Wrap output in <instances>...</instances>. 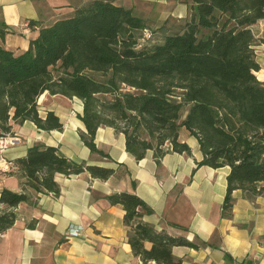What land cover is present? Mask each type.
Masks as SVG:
<instances>
[{
    "label": "trees",
    "instance_id": "16d2710c",
    "mask_svg": "<svg viewBox=\"0 0 264 264\" xmlns=\"http://www.w3.org/2000/svg\"><path fill=\"white\" fill-rule=\"evenodd\" d=\"M190 10L181 31L146 45L143 32L150 28L131 9L90 0L71 18L41 27L27 51L16 54L0 46V140L11 137L13 123L63 130L55 112L40 113L38 101L46 92L83 102L81 139L103 156L95 143L100 127L124 134L126 150L137 161L153 151L158 165L170 152L192 153L180 141L185 128L199 142V167H230L223 216L231 218L234 191L251 201L264 194V83L256 76L252 32L264 19V0H191ZM12 164L3 173L24 180L20 192L0 193V235L14 226L20 205H34L39 195H60L58 174L89 173L107 181L115 172L45 145L31 147ZM107 199L124 207L129 244L144 264H181L174 247L198 248L145 223L143 216L153 210L136 194Z\"/></svg>",
    "mask_w": 264,
    "mask_h": 264
},
{
    "label": "crops",
    "instance_id": "0c3cea01",
    "mask_svg": "<svg viewBox=\"0 0 264 264\" xmlns=\"http://www.w3.org/2000/svg\"><path fill=\"white\" fill-rule=\"evenodd\" d=\"M89 1L0 0V46L16 54L27 51L41 27L71 18ZM110 1L131 9L153 30L165 27L170 19H185L191 12L183 0ZM31 22L36 25L31 26ZM252 32L260 67L256 76L264 83V19ZM38 105L42 116L55 112L63 130L43 131L31 121L13 123L11 136L18 142L0 152V193L5 188L22 190V177L3 172L12 170L13 161L37 145L58 147L73 161L115 172L107 181L94 179L89 173L72 177L58 174L59 196L39 195L34 205L22 204L15 210L16 223L0 235V264H144L129 244L124 207L111 205L107 199L122 192L136 194L152 208L153 213L142 218L145 223L198 245L173 248L181 264H264V194L251 201L242 191H234L233 216L225 218L223 206L231 169L199 167L203 160L199 142L185 128L180 141L189 145L192 153L170 152L158 165L153 151L137 161L126 150L124 134L110 127H100L95 138L106 156L91 152L80 136L85 126L80 119L83 102L78 98L46 92ZM32 223L36 226L31 227ZM73 229L79 234L70 235ZM145 247L149 250L152 244Z\"/></svg>",
    "mask_w": 264,
    "mask_h": 264
},
{
    "label": "rangeland",
    "instance_id": "374dc122",
    "mask_svg": "<svg viewBox=\"0 0 264 264\" xmlns=\"http://www.w3.org/2000/svg\"><path fill=\"white\" fill-rule=\"evenodd\" d=\"M184 3H186L189 7L190 5V2L191 0H183ZM190 8H189V12H190ZM191 13V12H190ZM190 13L188 14V17L185 18V19H176V18H173V19H170L168 20L166 23H165V27H162V28H159V29H148L150 32H151V38L150 39H144V34H143V44H146V45H154L156 43H158L159 41H161V39L163 38V35L166 33V30L167 29H170V30H167L171 33H177L179 31H181L185 25V23L189 20V16H190Z\"/></svg>",
    "mask_w": 264,
    "mask_h": 264
},
{
    "label": "built area",
    "instance_id": "2783aa9c",
    "mask_svg": "<svg viewBox=\"0 0 264 264\" xmlns=\"http://www.w3.org/2000/svg\"><path fill=\"white\" fill-rule=\"evenodd\" d=\"M26 31V30H25ZM144 39H150L152 36H151V32L146 29L144 32ZM18 142V139L15 138V137H6L2 140H0V152H3L4 150H6V148L9 146V145H14ZM72 232H70V235H78L79 234V231L78 229H73L71 230ZM197 264H200V263H197ZM232 264H251V263H248L246 261H237V262H233Z\"/></svg>",
    "mask_w": 264,
    "mask_h": 264
}]
</instances>
